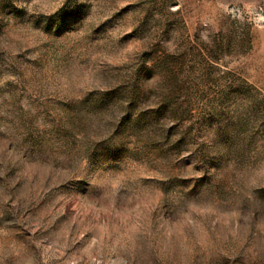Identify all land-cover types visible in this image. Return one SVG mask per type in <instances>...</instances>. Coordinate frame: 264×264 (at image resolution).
Here are the masks:
<instances>
[{
	"label": "rangeland",
	"instance_id": "obj_1",
	"mask_svg": "<svg viewBox=\"0 0 264 264\" xmlns=\"http://www.w3.org/2000/svg\"><path fill=\"white\" fill-rule=\"evenodd\" d=\"M0 264H264V0H0Z\"/></svg>",
	"mask_w": 264,
	"mask_h": 264
}]
</instances>
